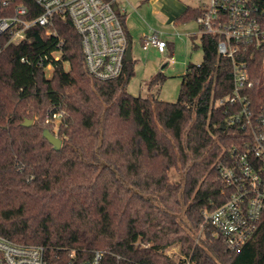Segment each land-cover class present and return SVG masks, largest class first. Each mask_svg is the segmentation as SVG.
<instances>
[{"label": "trees", "instance_id": "16d2710c", "mask_svg": "<svg viewBox=\"0 0 264 264\" xmlns=\"http://www.w3.org/2000/svg\"><path fill=\"white\" fill-rule=\"evenodd\" d=\"M200 15L188 8L177 22ZM55 30L48 37L33 27L0 54V236L43 247L53 264L96 251L101 264H264V225L237 253L202 217L226 199L216 164L242 135L214 107L231 91V63L217 54L216 37L200 35L202 61L186 65L176 101L167 102L126 91L132 61L114 80L88 76L71 22L56 18ZM262 59L258 51L247 62L256 84H264ZM162 80L158 73L148 84ZM250 95L264 104V90Z\"/></svg>", "mask_w": 264, "mask_h": 264}, {"label": "built area", "instance_id": "2783aa9c", "mask_svg": "<svg viewBox=\"0 0 264 264\" xmlns=\"http://www.w3.org/2000/svg\"><path fill=\"white\" fill-rule=\"evenodd\" d=\"M124 12L118 0H0V54L4 46L23 42L33 27L56 37L55 19L65 17L80 36L87 75L114 80L122 73L128 45L120 18ZM195 22L200 35L216 37L217 54L231 63V91L217 99L214 107L227 115L226 126L242 133L216 164L226 199L204 210L202 217L213 228L212 236L220 237L228 251L238 253L256 241L264 225V104L253 103L250 95L255 88L260 95L264 84L254 83L247 67L255 52L264 54V0H209ZM149 47L163 54L167 41L160 32H152L143 39L142 49ZM101 260V252L96 251L88 260L61 264H101ZM0 264L53 263L43 247L0 236Z\"/></svg>", "mask_w": 264, "mask_h": 264}, {"label": "rangeland", "instance_id": "374dc122", "mask_svg": "<svg viewBox=\"0 0 264 264\" xmlns=\"http://www.w3.org/2000/svg\"><path fill=\"white\" fill-rule=\"evenodd\" d=\"M208 2L209 0H118L119 7L125 11L123 16H127L130 24L137 27L141 25V19L133 17L135 9L140 7L141 11L148 10L146 20L152 24V30L164 31L167 35H162L163 38L174 44V49H168L163 55L152 53V61L146 62L147 57L143 53L139 54L133 76L126 86L129 94L142 97L151 95L167 102L176 101L186 65L188 63L199 65L203 53L197 40L194 42L195 50L191 49V41L184 36L182 25H176L175 20L188 8L201 9L206 7ZM189 24L193 26L194 23ZM158 73L162 74L163 80L152 85V93L148 94L143 82L149 83ZM49 74L50 69L46 70V75L49 76ZM30 121L32 125L33 122ZM169 176L171 181H176L180 177L173 170L169 172ZM168 254L175 259L178 257V251L174 247L168 250Z\"/></svg>", "mask_w": 264, "mask_h": 264}, {"label": "crops", "instance_id": "0c3cea01", "mask_svg": "<svg viewBox=\"0 0 264 264\" xmlns=\"http://www.w3.org/2000/svg\"><path fill=\"white\" fill-rule=\"evenodd\" d=\"M139 9H140V7H139ZM139 9L138 8L135 9L136 12L134 11L133 17L134 18L139 17L141 19L142 22H141L140 27H137V26H134L133 24H130L127 21V16L124 15L125 29H126L127 34H128V44L131 45V51H130L131 60L130 61L133 62L134 67L137 65V63L139 61L138 57H139L140 53H143L145 55V57H147V58H145V60H146V62H148L149 60L152 61V53L158 54V55H163L168 49L169 50L174 49V44L170 43L167 39L163 38L162 35L166 34L164 31L152 30V24L148 23L146 20L148 10L141 11ZM194 9H196V8H194ZM175 21H176L175 22L176 25H179V24L182 25L181 28L183 29V34L185 37L189 38V40L191 41V49H192V45L194 44V42L196 40L199 41V37H200L199 28H198V25L196 24L195 20H191V21H188L185 23H179V22H177V20H175ZM189 23H194V24H193V26H190ZM152 32H160L161 37L167 41V48L163 54L158 53L152 47H149L146 51H144L142 49L144 37L149 36L150 34H152ZM143 84H144V87L147 89V93L151 94L152 93V86H149V84L148 83L146 84V82L145 83L143 82Z\"/></svg>", "mask_w": 264, "mask_h": 264}, {"label": "water", "instance_id": "95a60500", "mask_svg": "<svg viewBox=\"0 0 264 264\" xmlns=\"http://www.w3.org/2000/svg\"><path fill=\"white\" fill-rule=\"evenodd\" d=\"M114 9L116 10V7H114ZM131 45L128 44L127 45V49H126V56H125V61L128 62L131 60ZM22 126L24 127H30L31 126V121L30 120H26L22 123ZM43 138L45 140H47V142L53 147L54 150H59L60 146H61V141L60 139L57 138L56 135L50 133L48 130H44L43 131Z\"/></svg>", "mask_w": 264, "mask_h": 264}]
</instances>
